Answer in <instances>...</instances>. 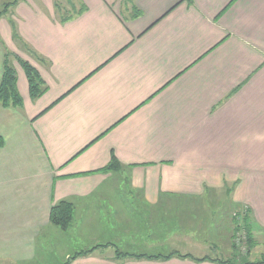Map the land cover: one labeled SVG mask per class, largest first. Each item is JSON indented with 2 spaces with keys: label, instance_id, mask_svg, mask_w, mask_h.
Listing matches in <instances>:
<instances>
[{
  "label": "crops",
  "instance_id": "1",
  "mask_svg": "<svg viewBox=\"0 0 264 264\" xmlns=\"http://www.w3.org/2000/svg\"><path fill=\"white\" fill-rule=\"evenodd\" d=\"M10 1L0 0V9ZM70 1L86 10L65 23L55 0H19L0 16V78L6 51L48 86L31 100L12 60L22 106H0V264H49L50 248L63 264L98 244L226 259L235 251L231 215L242 209L253 245L240 264L260 259L264 0H235L224 11L232 0ZM112 155L118 171L91 173ZM62 200L73 206L66 231L49 221ZM222 201L219 217H201ZM168 228L173 244L161 246ZM132 234L136 243L121 242ZM69 264L218 263L118 262L112 247H102Z\"/></svg>",
  "mask_w": 264,
  "mask_h": 264
},
{
  "label": "trees",
  "instance_id": "2",
  "mask_svg": "<svg viewBox=\"0 0 264 264\" xmlns=\"http://www.w3.org/2000/svg\"><path fill=\"white\" fill-rule=\"evenodd\" d=\"M19 0H12L10 2H6L2 5V9L0 11V16L6 14L8 10L11 8V6L15 5ZM235 0H232L224 9L223 11L228 8ZM67 4L74 10L73 13L67 14L66 9L61 6L60 4L55 3V16L59 23H65L68 22L75 17L79 16L81 13H83L86 8L84 5H81L78 7H74L73 3H71L70 0H67ZM222 11V12H223ZM66 12V13H65ZM221 12V13H222ZM140 13L139 11L136 12V15L134 17L138 16ZM12 24V23H11ZM12 30H13V39L21 44V46L25 49H27V45L22 42L21 38L18 36L14 25L12 24ZM12 60H15L18 65L23 70L25 77L27 79L28 83V90H29V97L31 100L37 99L41 97L47 90L48 86L45 84L44 80L42 79L41 75L37 71V69L30 64L28 61L20 58L17 55L11 54L9 52L4 53L3 55V63H2V73L0 78V106L3 108H20L22 106V98L18 92L17 89V76L15 68L12 64ZM3 138L0 136V146L3 145ZM122 165L117 161L114 155L111 156L109 162L101 169L94 172L99 173H110V172H116L118 171ZM245 215L248 214V211L246 210ZM245 217V216H244ZM243 217V218H244ZM73 220V206L69 201L62 200L54 204L50 208L49 212V221L51 224L59 227L60 229L66 231L70 228ZM245 220V219H244ZM246 222V221H245ZM244 228L247 230V227L244 226ZM247 234V244L249 247H252L253 242L252 239L248 233V230L246 231ZM102 247H112L113 248V259L118 262H122L125 260H169L173 257H178L181 259H195L197 261H204V260H211L218 264H240V257L243 256L242 254L238 253L237 250L233 251L231 257L226 259H212L209 257H201V258H193L190 255L187 254H180L176 252H171L168 254H158V255H146V254H132V253H126L122 252L119 249H117L113 244H98L86 249H81L78 251L73 252L68 256V258L64 261L63 264H69L72 260L78 258V257H84L88 256L94 253L95 250L102 248ZM235 248V247H234ZM236 249V248H235ZM250 264H264V255L262 256V259L258 263H250Z\"/></svg>",
  "mask_w": 264,
  "mask_h": 264
},
{
  "label": "rangeland",
  "instance_id": "3",
  "mask_svg": "<svg viewBox=\"0 0 264 264\" xmlns=\"http://www.w3.org/2000/svg\"><path fill=\"white\" fill-rule=\"evenodd\" d=\"M55 1H57V2H59V3H61L62 5H63V7L66 9V12H67V14H69V13H73L74 12V10L71 8L70 9V7L68 8L67 7V4L65 3V0H55ZM0 11H1V9H0ZM65 12V13H66ZM124 187V185H122L121 186V188H123ZM124 190H126V187H124ZM225 203V201H222L221 202V205H220V207L217 209V211H215L214 213H211V212H209L208 210H206V214L204 213L201 217L202 218H204L205 216H206V218L208 219V216H210V217H219V215H221L222 214V210L225 208L224 206H223V204ZM246 211V209H242L241 211H239V212H234V213H232V215H231V217H232V219H233V221H234V223H233V226H234V233H233V239H232V246H233V248H234V243H235V240H236V238H237V232H238V230L240 229L241 230V228H242V224H243V226H245V224L243 223L244 221L242 220L243 219V217L245 216V214H244V212ZM139 214L141 213V211H137ZM138 216H136V218H137ZM238 218H241V220L242 221H240ZM163 221L164 222H168L167 224L168 225H171L170 223L172 222L168 217H165V216H163ZM171 221V222H170ZM173 223V222H172ZM240 223H241V225H240ZM169 227H173L172 225L171 226H169ZM245 231H246V229H244ZM160 236H159V243H160V245L161 246H163V245H167L168 243H171V242H173V229H164L162 232H160ZM169 234L170 235H172L169 239H167L166 237L168 236L169 237ZM197 235H198V238L199 239H203L204 238V235L203 234H201V233H197ZM100 236L101 235H99V238H100ZM135 234H134V236H133V234L130 236V237H133V238H131V239H129V238H127V239H123V240H121V242H123V243H130V244H132L133 242L134 243H136V240H135ZM174 236H180V235H174ZM181 237H183V236H181ZM248 236L246 235V239L248 240V238H247ZM103 240H105V238H103ZM177 240V239H176ZM72 241V240H71ZM88 241V239H86V241H84V243H82V246H83V244L85 245L86 244V242ZM73 242V241H72ZM147 241H145V243H146ZM75 244V243H74ZM163 244V245H162ZM171 244H173V243H171ZM77 246V248H79L78 246L79 245H76ZM247 246H249V245H247ZM76 249V247H74L72 250H75ZM77 250V249H76ZM248 250H249V247H248ZM247 250V251H248ZM51 251H52V248H50V249H47V250H44V256L46 255V254H48L47 255V260L50 262L49 264H60V261H61V256L59 255V256H57V255H55V254H51ZM60 252V248L57 250V252ZM243 255V254H242ZM254 256H257V252H254V254H253V257ZM42 257H43V255H42ZM261 259H262V257H260V259H258L257 261H255L254 263H258V262H260L261 261Z\"/></svg>",
  "mask_w": 264,
  "mask_h": 264
},
{
  "label": "built area",
  "instance_id": "4",
  "mask_svg": "<svg viewBox=\"0 0 264 264\" xmlns=\"http://www.w3.org/2000/svg\"><path fill=\"white\" fill-rule=\"evenodd\" d=\"M240 221L241 218H238ZM241 225V223H240ZM244 226L242 224V228L241 230L239 229L238 232H237V238L235 240V243H234V247L236 248V250L238 251V253L240 254H246L247 253V250H248V246H247V239H246V231L244 230Z\"/></svg>",
  "mask_w": 264,
  "mask_h": 264
}]
</instances>
